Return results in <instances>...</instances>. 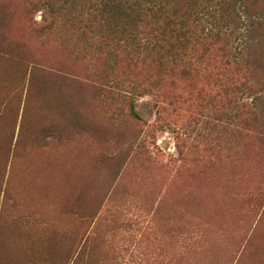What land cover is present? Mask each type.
Returning a JSON list of instances; mask_svg holds the SVG:
<instances>
[{
	"label": "rangeland",
	"instance_id": "rangeland-1",
	"mask_svg": "<svg viewBox=\"0 0 264 264\" xmlns=\"http://www.w3.org/2000/svg\"><path fill=\"white\" fill-rule=\"evenodd\" d=\"M234 1L159 60L85 24L104 0H0V264H264V0Z\"/></svg>",
	"mask_w": 264,
	"mask_h": 264
},
{
	"label": "trees",
	"instance_id": "trees-1",
	"mask_svg": "<svg viewBox=\"0 0 264 264\" xmlns=\"http://www.w3.org/2000/svg\"><path fill=\"white\" fill-rule=\"evenodd\" d=\"M234 5V0H104L85 24L96 23L99 31L107 27L105 35L124 37L137 55L153 50L150 40L157 32L161 38L152 54L168 60L177 57L178 46L196 36L202 12L212 21L215 31L210 29L209 34L217 42L232 36L235 28L242 26L239 23L246 27L242 14L233 11ZM131 111L136 116L133 107Z\"/></svg>",
	"mask_w": 264,
	"mask_h": 264
}]
</instances>
